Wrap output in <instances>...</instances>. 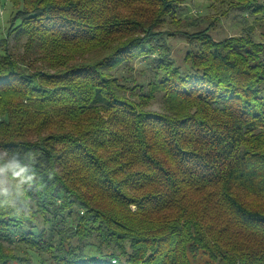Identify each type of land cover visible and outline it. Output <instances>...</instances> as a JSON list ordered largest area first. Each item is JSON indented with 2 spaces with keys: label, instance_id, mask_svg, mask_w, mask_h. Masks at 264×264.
Here are the masks:
<instances>
[{
  "label": "trees",
  "instance_id": "16d2710c",
  "mask_svg": "<svg viewBox=\"0 0 264 264\" xmlns=\"http://www.w3.org/2000/svg\"><path fill=\"white\" fill-rule=\"evenodd\" d=\"M183 2L9 0L0 264H264V0Z\"/></svg>",
  "mask_w": 264,
  "mask_h": 264
},
{
  "label": "rangeland",
  "instance_id": "374dc122",
  "mask_svg": "<svg viewBox=\"0 0 264 264\" xmlns=\"http://www.w3.org/2000/svg\"><path fill=\"white\" fill-rule=\"evenodd\" d=\"M223 1L225 0H184L180 9L194 18L202 20V25L205 26L218 18V22H215L214 28L210 33L216 41H220L226 37L239 35L241 33V27L238 23L239 20L235 19L236 13H231L227 17H221L219 12L225 7ZM10 6L9 0H0V38L5 36L6 22L13 13V8ZM259 17H261L262 20L255 25V36L258 40L264 41V15ZM248 20L251 24L254 22V17L248 16ZM169 44L171 47V56L174 59L176 66L181 67L182 69L186 68L187 66L183 64V57L190 49L189 45L186 44L183 39L181 40L179 38L171 39ZM10 47L15 51H22V44L17 43L14 40H10ZM147 64V61L136 62L134 66L137 70L143 69L146 71ZM161 102L162 101L159 98L152 103L150 108L159 111L161 109ZM13 245L17 250L24 253L25 249H21L17 244ZM28 255L31 259V264H39V259L35 253L29 250Z\"/></svg>",
  "mask_w": 264,
  "mask_h": 264
}]
</instances>
